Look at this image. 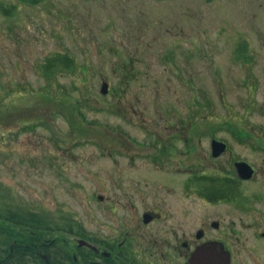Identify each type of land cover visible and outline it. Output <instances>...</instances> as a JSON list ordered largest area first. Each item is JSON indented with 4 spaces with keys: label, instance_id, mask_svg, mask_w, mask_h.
Segmentation results:
<instances>
[{
    "label": "rangeland",
    "instance_id": "374dc122",
    "mask_svg": "<svg viewBox=\"0 0 264 264\" xmlns=\"http://www.w3.org/2000/svg\"><path fill=\"white\" fill-rule=\"evenodd\" d=\"M212 137L228 144L221 160L255 165L238 184L249 200L199 192L197 171L218 172ZM6 208L99 245L116 240L119 217L146 209L179 233L217 219L232 264H264V0H0Z\"/></svg>",
    "mask_w": 264,
    "mask_h": 264
},
{
    "label": "flooded vegetation",
    "instance_id": "af4514ba",
    "mask_svg": "<svg viewBox=\"0 0 264 264\" xmlns=\"http://www.w3.org/2000/svg\"><path fill=\"white\" fill-rule=\"evenodd\" d=\"M177 128L181 134L179 139L188 143L189 137L187 134L184 136L185 129L187 130L185 122L180 121V125ZM213 139L217 138L212 137L210 139V149L212 148ZM197 140L200 141L199 138ZM170 142H172V139ZM226 150H228V144L225 142L224 151L215 156L210 152L212 162L216 163L218 172L209 174L210 172L206 170L204 174V171H197V173L202 175V184L199 183L197 186L201 195L206 196L212 202L227 201L236 203L237 200L241 204L242 200L247 201L250 197L238 189V184L254 180V176L257 175L256 167L252 162L241 157L235 158L233 156L229 158V161L221 160ZM178 152L181 155L187 154V150L183 148ZM147 155L150 156V154ZM150 159L154 162L159 158L156 159L150 156ZM239 162H244L251 166L249 175L245 176L240 173ZM197 173L194 172L195 176L191 178L200 176ZM204 178H206L205 184ZM187 181L184 184L185 188L188 187ZM241 197L244 199H241ZM254 197L260 196L255 194L252 198ZM159 219L157 212L151 209L141 211V216L123 215L119 217L114 229L117 231L116 240L103 237L101 250L99 251L101 258L99 261L95 259L93 261L99 264H192L189 260L200 248H205L208 253H213L215 248L223 246V249L229 254L228 264H232L231 249L221 237L223 229L217 219H202L197 222L195 228L189 231L181 230L180 233L173 227L169 229L163 227V224L158 227L156 222ZM157 231L169 233L170 238L156 235L154 232ZM259 234L260 238L264 240V227ZM97 252L93 250V253L96 254ZM73 257L75 258L74 254Z\"/></svg>",
    "mask_w": 264,
    "mask_h": 264
},
{
    "label": "trees",
    "instance_id": "16d2710c",
    "mask_svg": "<svg viewBox=\"0 0 264 264\" xmlns=\"http://www.w3.org/2000/svg\"><path fill=\"white\" fill-rule=\"evenodd\" d=\"M64 59L70 61L66 56L61 58ZM73 233L86 237L78 229L73 231L72 224L59 225L30 209L0 210V264H99L84 247H77L76 259L73 258L71 239L67 236Z\"/></svg>",
    "mask_w": 264,
    "mask_h": 264
},
{
    "label": "water",
    "instance_id": "95a60500",
    "mask_svg": "<svg viewBox=\"0 0 264 264\" xmlns=\"http://www.w3.org/2000/svg\"><path fill=\"white\" fill-rule=\"evenodd\" d=\"M107 83L103 82L100 87V91L105 93L107 91ZM224 149V143L219 141H212V154L216 155ZM240 173L242 175H249L250 170L246 163H238ZM192 264H228L229 254L223 249V246L215 248L213 253H208L205 248H200L196 254L192 255L190 260Z\"/></svg>",
    "mask_w": 264,
    "mask_h": 264
}]
</instances>
